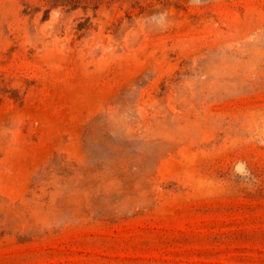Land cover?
<instances>
[{"label":"rangeland","instance_id":"rangeland-1","mask_svg":"<svg viewBox=\"0 0 264 264\" xmlns=\"http://www.w3.org/2000/svg\"><path fill=\"white\" fill-rule=\"evenodd\" d=\"M0 264H264V0H0Z\"/></svg>","mask_w":264,"mask_h":264}]
</instances>
